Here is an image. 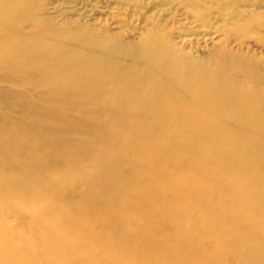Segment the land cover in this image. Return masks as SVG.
I'll return each mask as SVG.
<instances>
[{"label": "bare ground", "instance_id": "bare-ground-1", "mask_svg": "<svg viewBox=\"0 0 264 264\" xmlns=\"http://www.w3.org/2000/svg\"><path fill=\"white\" fill-rule=\"evenodd\" d=\"M24 1L0 0V16L15 15ZM155 39L138 48L94 41L60 51L11 38L15 45L1 53L41 81L38 98L51 106L26 103L21 139L0 132V162L24 173L0 167V188L84 251H100L93 256L100 264H226L231 257L264 264V142L250 135L264 132V79L241 83L231 63L197 64ZM14 146L19 156L10 158ZM228 174L245 178L225 183ZM169 176L179 186L162 185ZM145 179L153 185L140 186ZM59 188L92 201L55 206L50 196ZM87 203L102 211L100 226ZM160 223L169 227L165 238ZM0 251L21 264H63L29 226L1 216Z\"/></svg>", "mask_w": 264, "mask_h": 264}, {"label": "rangeland", "instance_id": "rangeland-1", "mask_svg": "<svg viewBox=\"0 0 264 264\" xmlns=\"http://www.w3.org/2000/svg\"><path fill=\"white\" fill-rule=\"evenodd\" d=\"M18 11L11 17L0 16V132L9 131L19 139L29 123L25 110L27 104L30 102L46 108L51 105L41 97L38 98L41 92L36 85L41 81L32 74L23 72L17 63L1 53L3 47H10L14 41L17 44V40H28L32 45L50 43L49 45L56 46L60 51H68L75 47V43L87 44L94 41L98 48L103 45L104 49L138 48L152 36L194 63L214 67L223 61L231 63L232 75L241 83H249L253 77L264 79V0H26ZM3 41L7 44L3 45ZM6 51L9 53V48H5L4 52ZM233 65L237 67L234 68ZM31 81L35 83L29 84ZM44 87L53 89L47 85ZM56 96L67 99L72 96L79 97L73 92L63 90H57ZM83 98L91 104H103L97 99ZM63 105L75 107L71 101ZM107 107L111 111L121 110L116 104ZM250 135L264 142V132ZM15 144L13 141V145ZM8 154L10 158L18 157L16 146ZM76 163L79 164V160H75L74 164ZM80 163L85 165L88 162L81 160ZM21 166L0 162L1 168L12 170L20 177L24 174ZM173 177L164 178L162 185L167 188L179 186V181ZM244 178L228 174L224 182H240ZM139 182L140 186H151L154 183L149 179ZM79 194L78 197L70 199L66 189L59 188L51 194L50 199L55 206L60 205L65 198L77 203L82 200L92 201L89 195L82 196V199V193ZM86 206L100 217V226L105 219L102 211L90 203ZM0 216L10 222L29 226L35 231L38 241L63 264H100L93 257L100 254V251H84L59 233L42 216H33L24 203L6 194L1 188ZM129 224L131 221L126 218V225ZM156 230L157 234L165 238L169 227L166 223H160ZM112 235L120 237V229L113 228ZM204 240L209 248L218 247L212 238L204 237ZM165 241L167 246L173 243L171 239ZM188 242L186 240L183 243L184 251L188 248ZM188 257L190 256L185 258ZM192 258L195 257L192 255ZM232 263V257L227 259L226 264ZM0 264L21 263L0 251Z\"/></svg>", "mask_w": 264, "mask_h": 264}]
</instances>
